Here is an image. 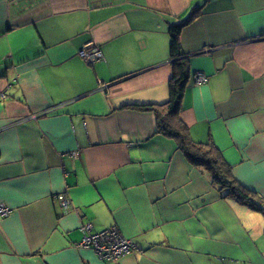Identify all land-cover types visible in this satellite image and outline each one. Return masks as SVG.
I'll return each instance as SVG.
<instances>
[{
	"label": "crops",
	"instance_id": "1",
	"mask_svg": "<svg viewBox=\"0 0 264 264\" xmlns=\"http://www.w3.org/2000/svg\"><path fill=\"white\" fill-rule=\"evenodd\" d=\"M198 7L180 118L264 198V0H0V264H264V213L130 107L168 101L169 28ZM111 227L130 253L80 246Z\"/></svg>",
	"mask_w": 264,
	"mask_h": 264
},
{
	"label": "trees",
	"instance_id": "2",
	"mask_svg": "<svg viewBox=\"0 0 264 264\" xmlns=\"http://www.w3.org/2000/svg\"><path fill=\"white\" fill-rule=\"evenodd\" d=\"M200 13L201 7L195 8L187 19L172 24L169 28L173 73L169 84L168 101L160 104H132L130 107L153 112L157 122V133L175 138L180 149L193 164L204 166L210 172L213 182L218 185L223 197L233 198L253 210L264 213V198L233 177L231 166L214 144L193 140L188 126L180 118L185 90L191 80L190 58L184 52L180 38L183 29Z\"/></svg>",
	"mask_w": 264,
	"mask_h": 264
},
{
	"label": "built area",
	"instance_id": "3",
	"mask_svg": "<svg viewBox=\"0 0 264 264\" xmlns=\"http://www.w3.org/2000/svg\"><path fill=\"white\" fill-rule=\"evenodd\" d=\"M79 56L83 58L87 63L94 64L103 59V52L97 46H86L79 52ZM195 83L201 84L203 80L209 79V77L203 72H197L194 74ZM57 198L61 204L66 208L68 200L64 195H59ZM10 212V209L4 205H0V216H6ZM91 225L83 228L84 231H89ZM80 246L91 247L95 249L98 255L102 259L117 260L123 255L130 253L135 244L133 240L127 239L121 235V233L115 228L111 227L98 233H93L85 236L80 243Z\"/></svg>",
	"mask_w": 264,
	"mask_h": 264
},
{
	"label": "bare ground",
	"instance_id": "4",
	"mask_svg": "<svg viewBox=\"0 0 264 264\" xmlns=\"http://www.w3.org/2000/svg\"><path fill=\"white\" fill-rule=\"evenodd\" d=\"M205 74V73H204ZM209 82V79L203 80L201 84ZM1 205V204H0ZM5 206V205H4ZM7 207V206H6ZM10 209V208H9ZM11 211V210H10ZM10 213V212H9Z\"/></svg>",
	"mask_w": 264,
	"mask_h": 264
},
{
	"label": "rangeland",
	"instance_id": "5",
	"mask_svg": "<svg viewBox=\"0 0 264 264\" xmlns=\"http://www.w3.org/2000/svg\"><path fill=\"white\" fill-rule=\"evenodd\" d=\"M120 259V258H119Z\"/></svg>",
	"mask_w": 264,
	"mask_h": 264
}]
</instances>
